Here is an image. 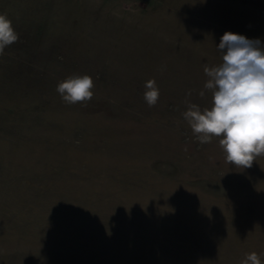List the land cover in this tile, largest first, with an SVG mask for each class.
Returning <instances> with one entry per match:
<instances>
[{
  "label": "rangeland",
  "instance_id": "rangeland-1",
  "mask_svg": "<svg viewBox=\"0 0 264 264\" xmlns=\"http://www.w3.org/2000/svg\"><path fill=\"white\" fill-rule=\"evenodd\" d=\"M0 264H264V155L243 168L183 118L225 32L264 0H0ZM89 75L91 101L56 92ZM159 99L149 107L145 83ZM190 93V95H189Z\"/></svg>",
  "mask_w": 264,
  "mask_h": 264
},
{
  "label": "clouds",
  "instance_id": "clouds-1",
  "mask_svg": "<svg viewBox=\"0 0 264 264\" xmlns=\"http://www.w3.org/2000/svg\"><path fill=\"white\" fill-rule=\"evenodd\" d=\"M18 39L12 20L0 13V55ZM217 49L222 62L204 67L208 79L199 93L201 97L211 93L210 107L202 109L187 103L182 115L201 144L218 137L226 161L248 168L256 157L264 155V45L259 39L225 32ZM144 87V100L149 107L155 106L160 95L156 81L148 80ZM93 89V78L87 74L69 75L56 86V92L68 105L91 101ZM241 264L262 261L256 252H251Z\"/></svg>",
  "mask_w": 264,
  "mask_h": 264
}]
</instances>
